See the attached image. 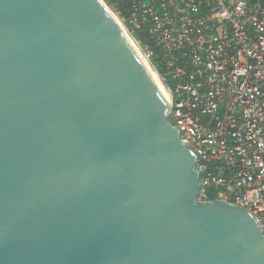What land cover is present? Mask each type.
<instances>
[{
  "label": "water",
  "instance_id": "obj_1",
  "mask_svg": "<svg viewBox=\"0 0 264 264\" xmlns=\"http://www.w3.org/2000/svg\"><path fill=\"white\" fill-rule=\"evenodd\" d=\"M170 110L100 0H0V264H264Z\"/></svg>",
  "mask_w": 264,
  "mask_h": 264
},
{
  "label": "built area",
  "instance_id": "obj_2",
  "mask_svg": "<svg viewBox=\"0 0 264 264\" xmlns=\"http://www.w3.org/2000/svg\"><path fill=\"white\" fill-rule=\"evenodd\" d=\"M113 2L194 155L198 200L242 207L264 234V0Z\"/></svg>",
  "mask_w": 264,
  "mask_h": 264
},
{
  "label": "bare ground",
  "instance_id": "obj_3",
  "mask_svg": "<svg viewBox=\"0 0 264 264\" xmlns=\"http://www.w3.org/2000/svg\"><path fill=\"white\" fill-rule=\"evenodd\" d=\"M101 1V0H100ZM101 3L103 4V2L101 1ZM104 5V4H103ZM105 6V5H104ZM105 8L107 9V7L105 6ZM108 10V9H107ZM108 12L115 18V20H116V22L118 23V25L120 26V28L123 30V31H125V29H124V27L122 26V24L120 23L121 21H119L118 19H116V17L108 10ZM131 40V42L133 43V45H134V48H135V50H136V52L138 53V55H139V57L141 56V54H140V50H139V48H138V46L136 45V43H134L133 41H132V39H130ZM141 58V57H140ZM152 76V78H153V80H154V82H155V84L157 85V87L161 90V92H162V89H161V86L158 84V80H157V78L154 76V75H151ZM163 93V92H162Z\"/></svg>",
  "mask_w": 264,
  "mask_h": 264
},
{
  "label": "rangeland",
  "instance_id": "obj_4",
  "mask_svg": "<svg viewBox=\"0 0 264 264\" xmlns=\"http://www.w3.org/2000/svg\"><path fill=\"white\" fill-rule=\"evenodd\" d=\"M101 1L107 7V9L116 17V19H118L119 21L121 20V22H122L121 16L117 15V13H116V7L114 5L113 0H101Z\"/></svg>",
  "mask_w": 264,
  "mask_h": 264
}]
</instances>
